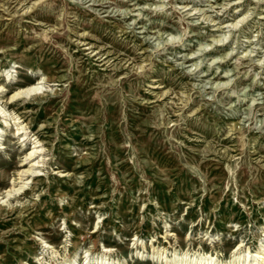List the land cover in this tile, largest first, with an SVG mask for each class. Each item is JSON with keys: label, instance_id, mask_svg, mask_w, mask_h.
<instances>
[{"label": "rangeland", "instance_id": "obj_1", "mask_svg": "<svg viewBox=\"0 0 264 264\" xmlns=\"http://www.w3.org/2000/svg\"><path fill=\"white\" fill-rule=\"evenodd\" d=\"M11 65L0 101L51 80L15 101L44 161L0 200V264H219L264 244V0H0ZM14 133L0 193L32 147Z\"/></svg>", "mask_w": 264, "mask_h": 264}, {"label": "bare ground", "instance_id": "obj_2", "mask_svg": "<svg viewBox=\"0 0 264 264\" xmlns=\"http://www.w3.org/2000/svg\"><path fill=\"white\" fill-rule=\"evenodd\" d=\"M216 41H217V39H216ZM13 66L14 65H11L9 67L0 68V70H1L0 76L4 74L6 76L5 78H8L10 76L9 75L10 67H13ZM43 80L44 81H42V82L37 81V82L28 83L26 85H21V86L17 87L11 94H9L6 98V100L0 101V134H2L4 132V130L6 129L7 126L13 124V125H15V133L14 134H16L18 141L24 145L26 144V142L32 144V147L29 148V151L26 152L24 154V157L20 160L19 168L17 169L16 174H18V178L20 179V181H17L15 183V181H14L15 177L13 178V180L10 182L9 187L3 193H0V194H2V196H0V200H2V201H4V199H5V201H9V199L11 197L15 198L16 195L18 194L19 190L25 185V184L23 185V183H24L23 180H25V179L27 180L28 178H31V180H34L35 177L37 180L38 179L37 176L40 174L41 166H42V163L44 161L43 142H42V140H40V138L37 135L34 136V133H32V134L30 133V130H29L30 120L25 121L24 114H20L19 112H16V109L18 108V106L15 104V101L20 100V101H22V105H23V104H25V101H27L28 99H36V98H39L40 96L44 95L46 91H45V89L42 90V85H43V83H46L47 81L51 80V78H50V76H46L45 79H43ZM5 86L6 85L4 84V78H3L2 81H0V94H2L0 96V100L3 99V97H4V94H3L4 91L7 90V89H5ZM28 180L25 182H28ZM18 183H21L22 185L20 184L17 186ZM35 186L36 185L34 184L32 186V188H34ZM0 206H1V203H0ZM11 208H12V206L10 207V209ZM82 238L84 239L85 235H83ZM44 242L48 243L46 240H44ZM92 243H93L92 248H91V251L89 253L90 255L95 254V252H94V250H95V239L92 240ZM244 245L242 244V242H239L235 246V248L232 249V251L230 252L228 257L221 260L219 264H264V244H261V246L259 245L260 247L258 248V250H255V252H253L251 254H249L250 252L248 253V250L245 251L242 248ZM44 246L48 247L49 245H44ZM161 247L163 250L164 246H161ZM188 257L191 260L193 258H195L196 264H215V263L217 264L218 263V261H216V262L213 261L215 259L210 255L198 254V255L194 256V253H191V254H189ZM179 258H181V256L174 255L172 260L176 261ZM92 259H93V264H119V262L115 261V260L109 261V259L106 256V251H105V254L97 255L95 258H92ZM70 262H71V258L68 257V259L65 261L64 264H70ZM21 264H23V263H21ZM38 264H42V262L40 261Z\"/></svg>", "mask_w": 264, "mask_h": 264}]
</instances>
